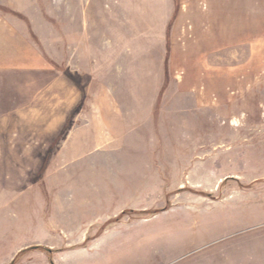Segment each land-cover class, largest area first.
<instances>
[{
	"label": "rangeland",
	"instance_id": "1",
	"mask_svg": "<svg viewBox=\"0 0 264 264\" xmlns=\"http://www.w3.org/2000/svg\"><path fill=\"white\" fill-rule=\"evenodd\" d=\"M176 1L201 64L156 0L139 64L112 0H0V264H264V0Z\"/></svg>",
	"mask_w": 264,
	"mask_h": 264
},
{
	"label": "crops",
	"instance_id": "2",
	"mask_svg": "<svg viewBox=\"0 0 264 264\" xmlns=\"http://www.w3.org/2000/svg\"><path fill=\"white\" fill-rule=\"evenodd\" d=\"M112 7L118 8V15L111 13V24L109 25V19L107 18L104 21V30L108 28L114 31H126V47L134 48V58L135 62L139 64V0H112ZM164 5V10L160 8V5ZM193 4V5H192ZM184 9L182 4L178 5L176 0H156L155 5L157 10L153 9L152 15L148 17L150 21L147 20V24L149 25L152 22V29L155 31H160L162 35H164V40L166 43L167 53H169L170 49H172V33L176 32L183 22L187 18H191L193 23V31L195 33V44L193 47H196L195 55L190 54L191 63L201 64L204 62L202 60L203 48L206 49L208 47L209 41L208 39L214 40L211 42V46H217L218 42V23L217 16L215 17V21H213V10L211 13H203L196 12L194 9L195 2H192ZM163 7V6H162ZM208 14H210V18H208ZM216 15V14H215ZM223 20V17H221ZM220 20V24H223V21ZM210 26V31H208V27ZM109 26V27H108ZM207 31L211 35L208 37ZM213 32H215V36L213 37ZM208 33V34H209ZM163 38V37H162ZM161 38V39H162ZM125 39V38H124ZM124 41V40H122ZM139 76V75H138ZM137 107V106H136ZM135 107V109H136Z\"/></svg>",
	"mask_w": 264,
	"mask_h": 264
},
{
	"label": "trees",
	"instance_id": "3",
	"mask_svg": "<svg viewBox=\"0 0 264 264\" xmlns=\"http://www.w3.org/2000/svg\"><path fill=\"white\" fill-rule=\"evenodd\" d=\"M36 248H40V249H45L44 247L41 246H35V247H31L29 249L24 250L23 252L27 251V250H31V249H36Z\"/></svg>",
	"mask_w": 264,
	"mask_h": 264
}]
</instances>
